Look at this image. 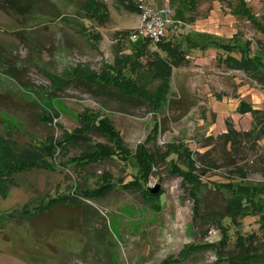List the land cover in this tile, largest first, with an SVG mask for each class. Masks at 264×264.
I'll return each instance as SVG.
<instances>
[{
	"label": "rangeland",
	"instance_id": "1",
	"mask_svg": "<svg viewBox=\"0 0 264 264\" xmlns=\"http://www.w3.org/2000/svg\"><path fill=\"white\" fill-rule=\"evenodd\" d=\"M138 5L174 9L180 24L172 25L165 39L180 45L188 58L172 69L159 110L122 95L105 80L116 58L135 59L130 37L141 15L131 6ZM221 44L236 46L235 58L246 46L251 57H264V0H0V142L39 156L47 155L49 138L64 143L47 158L53 171L13 174L9 196H0V264H162L169 259L170 264H216L212 250L175 260L188 245H219V223L230 228L220 249L223 261L245 256L237 245L239 234L260 256L264 232L257 219H240L237 226L223 219L231 195L217 191V185L239 179L264 187V84L253 73L229 69L223 62L228 53L216 47ZM158 55L167 57L148 42L139 73L124 64L125 77L135 78V86L147 94L156 91L159 80L153 81L146 63ZM243 103L261 111L258 125L251 112H242ZM88 116L91 123L101 118L112 123L114 140L91 129ZM227 123L253 134L226 143L221 135ZM78 130L88 142L69 138ZM117 137L132 155L141 146L161 154L167 145L191 148L203 182L194 191L198 212L192 187L163 162L144 185L159 186L163 194L155 202L123 189V183L140 177L132 159L78 165L76 159L96 150L89 143L113 147ZM106 174L114 191L84 199L106 185ZM65 196L79 198L80 212L59 209L45 221L19 216L25 206L33 211Z\"/></svg>",
	"mask_w": 264,
	"mask_h": 264
},
{
	"label": "trees",
	"instance_id": "2",
	"mask_svg": "<svg viewBox=\"0 0 264 264\" xmlns=\"http://www.w3.org/2000/svg\"><path fill=\"white\" fill-rule=\"evenodd\" d=\"M119 4V3H118ZM84 7V6H83ZM132 9H135L139 15L142 14L141 5L131 6ZM149 41H139L134 43V48L136 51L135 59L132 61L130 58L121 59L116 58L114 67L110 68L112 73L105 78L108 84L113 85L117 90L121 92L122 95H125L129 98H138L147 100L154 109L159 110L164 102L167 100V95L170 91V78L172 75V69L182 66L185 62L188 61V58L180 45H175L170 40L164 39L158 44L159 50L167 54V57L156 56V59L150 60L146 63L147 73L152 76L153 81L155 79L159 80V84L156 88V91L153 94H147L143 87L139 88L135 86V78L129 76L125 77L123 71H126L124 64L131 67V73H139V70L143 68L142 58L145 56V47ZM219 50H224L228 53V56L223 59V62L229 69H237L247 73H253L257 80L264 84V57L258 53L254 57H251V51L247 48H240L239 52L241 54L240 58H235L232 56V52L236 46L230 45H218L216 46ZM127 57V56H126ZM126 81L122 82L119 80L125 79ZM88 83V82H87ZM89 84V83H88ZM89 87H91L89 85ZM93 88V87H91ZM131 89L132 91H129ZM95 97L100 99L99 90L95 89ZM242 112L247 113L251 112L254 119L257 121V125L260 121V110H253L252 107L246 103H243ZM86 120L91 126V129H95V132L98 134L109 137V140H114L113 135L115 134V128L112 123H110L105 118L96 119L95 123H91L90 116L86 117ZM87 123V124H88ZM158 127L156 126V132ZM261 134L264 135V126L260 129ZM84 132L78 130L77 132L69 135V138H77L83 142H88L89 137L83 135ZM252 132H245L241 134L238 132L233 123H227V132L221 135V138H224L226 143H234L236 137L245 136L249 137L252 135ZM1 138V136H0ZM49 145L46 147L48 153L47 155L39 156L38 153L27 151L20 153L16 148H13V143L8 141H1L0 146L3 151V155L0 154V196L3 199H6L9 196V186H13L12 175L16 173L23 172L25 170H30L32 168H45L47 170L53 171L54 165L53 162H49L47 158L52 159L55 157V149L59 147L63 148L64 143L53 142L52 138H49ZM90 148L94 149L93 152H88L82 156L78 165L85 164H97L103 160L120 158V160L127 162L130 159L135 162L137 170L140 177L134 179L128 183H123V189L126 191H134L146 195L147 200L153 202L158 200V197L163 193H158L153 195L150 193L149 189H145L144 185L148 183L149 179L154 174V171L159 163H165L170 170V173L174 176L182 178V180L192 187L191 195L194 197L195 202V212L197 213L198 206L200 205V199L197 197L196 192L202 186L203 182L201 180V175L199 174L198 161L195 158V152L191 148L187 147L183 143H179L170 147L167 145V152L161 154L157 150H151L145 146H141L138 152L135 155H132L128 150H125V145L121 139L118 137L115 139V145L113 147L102 145V144H91L89 143ZM107 179L105 186L93 191L92 193H87L84 195V199L87 198H105L115 189V186L111 183L110 174H106L104 177ZM205 186V184H204ZM219 192H229L231 197L227 199V215L223 217L229 218L233 225H238V220L244 219L246 217H255L260 224V229L264 232V187L253 185L247 181L233 179L228 182H222L217 185ZM59 209L68 210L75 209L80 212V200L77 196H68L61 197L50 200V202L43 206L39 207L36 210H28V206L24 207V210L19 214L20 217H28L29 219L38 218L37 220L45 221L48 218V214L57 212ZM41 217H44L41 219ZM221 232L223 234V239L219 245L215 244H198V245H188L186 246L179 254V258L175 261H187L192 256L200 254L206 251H216L218 255V261L216 264H252L254 261L259 259H264V251L258 256L253 253V247L251 243H248L242 235L239 234L237 239V245L245 252V256L238 258H230L227 261H223V255L220 252V249L227 243L228 236L230 233V228L224 225H220ZM264 246V241L263 244ZM171 260H166L162 264H170Z\"/></svg>",
	"mask_w": 264,
	"mask_h": 264
},
{
	"label": "built area",
	"instance_id": "3",
	"mask_svg": "<svg viewBox=\"0 0 264 264\" xmlns=\"http://www.w3.org/2000/svg\"><path fill=\"white\" fill-rule=\"evenodd\" d=\"M142 14L140 26L131 34L133 42L149 41L154 45L162 42L168 29L180 22L176 21V13L170 6L153 9L141 5Z\"/></svg>",
	"mask_w": 264,
	"mask_h": 264
},
{
	"label": "water",
	"instance_id": "4",
	"mask_svg": "<svg viewBox=\"0 0 264 264\" xmlns=\"http://www.w3.org/2000/svg\"><path fill=\"white\" fill-rule=\"evenodd\" d=\"M151 194L156 195L159 193V186L150 190Z\"/></svg>",
	"mask_w": 264,
	"mask_h": 264
},
{
	"label": "crops",
	"instance_id": "5",
	"mask_svg": "<svg viewBox=\"0 0 264 264\" xmlns=\"http://www.w3.org/2000/svg\"><path fill=\"white\" fill-rule=\"evenodd\" d=\"M178 263H180V262H178Z\"/></svg>",
	"mask_w": 264,
	"mask_h": 264
}]
</instances>
